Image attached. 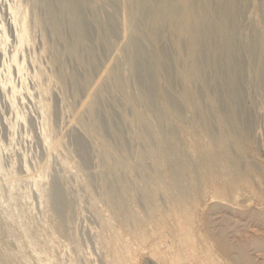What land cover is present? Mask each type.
Here are the masks:
<instances>
[{
    "label": "rangeland",
    "instance_id": "374dc122",
    "mask_svg": "<svg viewBox=\"0 0 264 264\" xmlns=\"http://www.w3.org/2000/svg\"><path fill=\"white\" fill-rule=\"evenodd\" d=\"M237 2L259 37L264 0ZM128 4L0 0V264H264V134L205 163L216 120L182 138L168 28Z\"/></svg>",
    "mask_w": 264,
    "mask_h": 264
},
{
    "label": "bare ground",
    "instance_id": "6f19581e",
    "mask_svg": "<svg viewBox=\"0 0 264 264\" xmlns=\"http://www.w3.org/2000/svg\"><path fill=\"white\" fill-rule=\"evenodd\" d=\"M123 3L127 6L129 0H123ZM135 3L137 19L148 17L153 31L166 26L170 33L174 54L166 52L164 58L173 63V74L182 84L179 96L196 128H185L182 138L191 140L196 131L203 138L213 136L209 120L212 116L216 120L222 144L217 145L214 140L206 147L203 161L210 162L212 155L217 160L223 159V146L227 145L226 136L230 130L241 135L245 131L249 136L258 129L264 134L262 124H256V121H262L260 114L264 113V30L258 39H254L240 28L237 0H135ZM162 40L160 36L158 42ZM86 84L92 85V82L87 80ZM220 96L229 105L227 113L220 103ZM247 99L254 110L253 116L242 113L248 107ZM168 108L176 116L173 106L168 104ZM251 117L256 119L255 124ZM40 139L46 148L53 145L48 134H43Z\"/></svg>",
    "mask_w": 264,
    "mask_h": 264
}]
</instances>
